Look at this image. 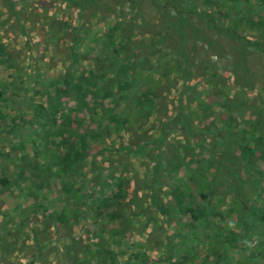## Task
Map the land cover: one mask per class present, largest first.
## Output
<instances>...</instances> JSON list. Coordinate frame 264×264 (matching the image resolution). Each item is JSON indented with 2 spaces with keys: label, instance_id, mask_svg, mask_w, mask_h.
<instances>
[{
  "label": "rangeland",
  "instance_id": "obj_1",
  "mask_svg": "<svg viewBox=\"0 0 264 264\" xmlns=\"http://www.w3.org/2000/svg\"><path fill=\"white\" fill-rule=\"evenodd\" d=\"M215 1L216 3L211 5L206 4L204 0H177L175 3L179 8L186 11L178 14L166 3L167 0H98L97 6L85 11L77 1L0 0V41L10 54L9 59L0 61V112L4 114L6 108L11 114L9 117L19 124L18 133L22 132L19 136L29 140L24 133L27 132L26 128L31 126L28 117L30 105L34 101L47 104L41 94L40 84L46 79H54L58 73H63L64 69L69 67L70 49L79 52V64L75 65V69L83 70L91 64L99 74L109 76L118 71L116 68L119 67L120 61L117 51L111 49V44L122 42L124 49L121 50V56L126 55L131 47H139L135 51L134 67L141 74V78L139 84L135 83L129 88L127 96L136 94L145 101L150 100L154 106L148 119H145L146 112L142 107L133 114V124L126 127V130L133 132L137 121L146 124V129L139 128L131 141L137 145V142L145 138L148 143L143 152H137V147L133 146L130 152H117L113 149L128 141L129 136L126 134L117 142L105 141L98 145L93 150L97 153L95 164L90 163V158L86 156L89 167L85 163L86 169L80 171L90 179L89 190L81 194L83 198L103 188H106L104 193L115 192L116 181H111L113 172L118 169L123 174L125 186L120 193L116 191L118 196L111 205L116 214H124L121 219L123 223L113 221L106 214L96 215L86 198L82 199L83 212L92 222L88 220L86 225L85 221L81 220L70 229L61 228L55 231L52 222L47 220L34 204L41 202L49 208H73L74 205L63 197L60 182L54 179L47 183L49 185H45V190L30 196L27 192L33 190V186L28 187L29 182L16 181L0 195V264H74L72 253L66 251L65 246L71 241L70 238L64 239L66 234L81 240L91 252L96 251L99 242H109L110 249L120 255L119 264H126L129 254L136 249L140 250L139 254L146 264L157 260L162 264H198L211 251V248L203 247L204 238L209 237L207 232L185 231L184 225L188 219L172 208L167 216L169 227H165L164 223L161 224L163 229L152 227L150 221L154 218V211L149 208L142 193L151 186V168L160 158L168 160L169 166H180L176 171L179 170L180 175L183 174L182 169L216 172V158L213 156L216 154L215 150L202 151L198 148L197 152H186L185 156L181 157L183 163L177 161V156H172L169 150H191L193 141H186L181 131L172 129H168L164 137L160 128L153 129L152 123L156 122L157 117L164 119L163 122H169L173 128L177 122L171 119L181 104L183 109L192 111L191 123L197 136L201 134L205 138L208 129L216 131L219 125L224 124L230 133L238 132L240 137L245 139L243 137L246 130L257 133L261 124H264L262 120L259 122L260 126L256 125L259 114L264 119V55L253 47L244 48L245 55H241L244 52L233 53L234 48H239L238 43L218 36L208 29L193 10L207 8L208 13H213L216 17V22L225 26L231 25L232 19H238V14L244 11L246 18L259 24L264 19V0H250L247 6L244 2L242 5V0ZM233 6L236 9L229 13ZM114 25L117 28H114ZM249 27L242 26L241 30L250 40L260 39L259 34H264L263 26L251 25L253 32ZM110 31L116 41H107L105 34ZM261 39L264 42V37ZM94 40H97L96 45ZM145 76H151L146 83ZM154 90H159V95ZM90 96L81 102L70 97L60 101L66 110L78 116L99 106V99H92ZM117 106L116 109H121L124 113L128 110L125 100L120 101ZM207 108H210V114ZM10 118L8 122H11ZM38 128L36 130L41 137L42 129ZM15 135L16 133L9 135L12 138L9 140L10 144L5 142V137L0 143L2 150L10 145V158L0 157V164L3 166L0 171L3 170L1 172L4 174L6 167L5 174L9 179L14 174L13 161L19 164L22 155L17 149H12ZM36 138L38 137L34 136V139ZM159 140L171 143L168 150L165 146L167 143L160 141L158 144ZM160 146L166 149L163 151L164 155L163 152L160 153ZM42 148L49 158L58 150L53 143L49 144L48 148ZM27 150L30 153V143L27 144ZM224 155L222 153L218 157L223 165L220 166V172L215 173V182L218 184L216 192L220 197H214L215 203L223 207L230 199L236 202L246 196L258 199L256 188L263 184H257L259 171L255 170L257 173L247 168L245 174L238 172L242 178L234 188L233 184L230 186L225 179L229 175L228 166L231 161L229 156L225 161L222 157ZM37 164L40 165L39 159ZM91 167L98 171L97 176H92V171H89ZM197 178L200 180L201 189L196 191V199L204 189V184L209 181V176L201 172L197 174ZM248 179L252 180L251 185L250 182L247 183ZM185 190L187 194L191 191L188 186ZM169 202L167 201L170 207L174 206L173 202ZM134 213L137 214L136 219L131 216ZM129 219L134 220V224H139V228L135 232L128 230L120 240L115 230L125 226L124 220ZM230 219L231 217H220L223 223L231 226ZM235 220L232 218L233 223ZM238 221L240 220L236 222ZM90 224L92 232L88 230ZM98 224H104V227L99 237H96L94 234ZM228 228L230 232L238 230L232 226ZM261 228L262 225H259L258 229ZM221 231L210 230V234L218 240L219 236L224 234ZM55 237L61 241H57ZM241 243L235 250L227 251L232 258L231 264H251L252 258L259 259L255 264H264L263 235L258 233L252 236L250 242L244 238ZM245 245L251 246L241 252ZM169 251L172 252V257H168ZM75 252L80 257L84 256L82 248ZM250 252L252 256L249 257ZM96 257L90 255V261L83 264H101Z\"/></svg>",
  "mask_w": 264,
  "mask_h": 264
},
{
  "label": "trees",
  "instance_id": "obj_2",
  "mask_svg": "<svg viewBox=\"0 0 264 264\" xmlns=\"http://www.w3.org/2000/svg\"><path fill=\"white\" fill-rule=\"evenodd\" d=\"M69 1H77L80 3L81 7L84 8V11L98 5V0ZM132 1L133 0H128V2ZM176 1L177 0H167L166 3L171 5L178 14L186 12L184 9L179 8L175 3ZM249 1L250 0H242L241 3L243 5L244 2V5L247 6L249 5ZM204 2L211 5L212 3H216L215 0H204ZM235 9L236 7L233 6L229 13L233 12ZM193 10L199 15L202 23L205 24L208 29L214 31L218 36L238 43L239 48H234L233 53L244 52L241 55H245L244 48L253 47L264 55V42L261 39V37H264V34H259L260 39L250 40L241 30L242 26H250L249 30L251 32H253L251 25L264 27V19L262 20L263 23L260 22L259 24H255L254 21L252 22L245 17L244 11H241V13L238 14V19H232L230 22L231 25L225 26L222 23H217L214 14H209L207 8H193ZM114 28L117 27L114 25ZM119 29L121 30V26H119ZM105 35L108 37L107 41H116L111 31L110 33L107 32ZM94 44H97V40H94ZM154 45H156V43L153 44V46ZM134 47H131L126 55L124 54V56H121V50L124 49L122 42L116 41L115 44H111V49L117 51L120 61L118 63L119 67L116 68L118 71L116 73H111L109 76L99 74L96 68H93L91 64L85 66L83 70H80V68L75 69V65L79 64V52L70 49L69 67L64 69L63 73H58L54 79H46L44 83L40 84V88L42 89L41 94L45 97L44 99L47 104L43 105L34 101L33 104L30 105V113L29 116H27L31 120V126L29 129L26 128L27 132L25 131L24 133L29 140L24 139L22 135L19 136L22 134V132L18 133L19 124L9 117L11 114L6 111V108H4V114L0 112V143L3 137H5V142H9V140L12 139L10 136L16 133V138L14 139L15 143H12L11 146H14L12 149H17L18 153L22 154L19 164L13 161L14 174L11 179L5 174L7 171L6 167H4V174L1 172L3 170L0 171V195L5 193L14 182L19 181L29 182L28 187L33 186L34 189L27 192V194L33 196L37 194V192L45 190V185H49L47 183L56 179L57 182H60L63 189V197L74 205L73 208H66L67 206H63L61 209L49 208V206H43L41 202L34 204V207H36L41 214L46 216L47 220L52 222L55 231L61 228L70 229L76 223L79 224L81 220L85 221L86 225H88L89 221L90 223L92 222V219L85 216L83 212L84 201H82V199L86 198H88L89 206L96 215L101 216L106 214V216L111 217L113 221L119 222V224L123 223L121 220L124 217L122 216L123 213L121 215L116 214V211L112 210L113 208L111 206L118 196L117 192L120 193L125 186L123 174H121L118 169L113 172L111 181H116L114 185L115 192L107 194L104 193L106 188H103V190L95 191L92 195L83 198L81 194L87 193L89 190L90 179L84 175L85 173L82 174L80 171L81 169H86V156L90 158V163L95 164L97 153L93 152V150L105 141L114 143V141L117 142L118 139L127 134V136H129L128 141H126L124 145L119 144L113 148L117 152H130L131 146L137 147V152H143L146 143H148V141L145 142V138H142L141 142H137V145L131 143V141L134 140L133 135L137 133L139 128L146 129V124L144 122L137 121L136 126L133 128V132L126 130L129 124H133V117L135 119L133 114H135L136 111L143 107L146 112L144 117L148 119L150 111L154 109L150 100L145 101L136 94H133L132 97L127 96L129 88L133 87L135 83L139 84V79L141 78V74L138 72L137 68L134 67L136 63L134 55L139 47ZM9 57L10 54L0 41V61L4 62L9 59ZM150 77L151 76L144 77L145 83ZM154 91L159 95V90ZM89 95H91L90 97L92 99H99L100 103L97 108L88 113L75 116L71 111L66 110L67 108L61 105L62 103L60 100L62 98L70 97L74 101L81 102L87 99ZM122 100L126 101L128 108L126 113L122 112L121 109H116L118 107L117 105ZM131 108L133 109L131 110ZM207 110L210 114V108H207ZM191 114L192 111L183 109L180 104L177 112L171 119L177 122L173 128L169 122H163L164 119L157 117L156 122L152 123L153 129L160 128L164 137L168 129L179 130L182 132L181 134L186 141H193L194 146L191 150L190 148H173L169 150V153L173 154L172 156H177V161L182 163L183 159L181 160V157H184L185 153L188 151L192 153L196 150L197 152L198 148H201L202 151L215 150L216 154L213 156L216 158V166H214L216 172L182 169L183 174L180 175V173H178L179 170L176 172L180 166H169L168 160L160 158L158 162H154L152 165L151 175L149 177L151 186L142 193V197H145L147 204H149V208H152L154 211V218L150 221L152 227L155 226L158 230L163 229L161 226L162 223H164L165 227H169L170 223L168 224L169 220H167V216L172 208L178 214L188 219L187 223L184 225L185 231L201 230L207 232L209 237L204 238L203 247L211 248V251L205 255L198 264H231L232 258L227 251L238 248V245L242 244L241 241H243L244 238L248 239L250 242L251 237L258 233L264 236V180H262L264 178V124H261V126L259 125V122H262L264 119L261 114L257 116L256 125L260 126V130L257 133L246 130V135L243 137L245 139H242L238 132L230 133L225 128L224 124L219 125L216 131H211V128L208 129L207 133L208 135L210 134V136L206 135L207 138H205V136L201 134L197 136L195 130H193L190 117ZM8 118H10L11 122H8ZM38 127L42 129L41 137H39V132L36 130L39 129ZM31 129L33 130L30 132ZM34 136L38 138L34 139ZM160 141H162V143H167L165 146L168 150L171 143L159 140L158 144H160ZM28 143H30L31 147L30 153H28L27 150ZM52 143L55 144L58 150L49 158L46 155L45 149L42 147L48 148V145ZM9 146L4 148V150L0 149V157L10 158ZM163 147L160 146V153L166 150H164ZM160 153H157V155H160ZM222 153L225 154L222 156L225 161L228 160V156L230 157L231 162L228 166L229 175L226 176L225 179L228 180L230 186L233 184L234 188L238 186L242 178L237 174L238 172L245 174L247 168L253 171H259V173L255 171L258 173L257 184H263L256 188V190H258L256 192L259 197L258 199H251L252 196H246L244 199H240L239 202L230 199L223 207H220L219 203H215L214 197L216 198L218 196L216 192L218 184L215 182V173H219L220 166L223 165V162L220 161L221 159H218ZM211 154H214V152H211ZM178 156L180 158H178ZM37 159H39L40 165L37 164ZM86 165L88 166V163H86ZM232 165L240 166L232 167ZM184 166L185 165H183V168ZM0 168H3L1 164ZM89 171H92L93 177L98 174V171H96L94 167L89 168ZM201 172L204 173L205 176H209V181L204 184V189H202L200 195L196 199V191L201 189L199 187L201 183L199 178H197V174ZM92 176L91 179L93 178ZM256 180L257 179H254V181ZM251 181L252 180L248 179L247 183L250 182L249 184L251 185ZM186 186L191 190L188 194L185 190ZM218 198L220 197L218 196ZM164 200L170 201L169 203L173 202L174 206L170 207L167 201L163 203ZM90 211L92 212V210ZM131 216L136 219L137 214L134 213ZM159 217L162 219H159ZM220 217H231L232 228H237L238 230L230 232L231 230L228 228L231 227L230 224L226 225L225 222L223 223ZM232 218L236 219L234 223L232 222ZM238 219L240 221L236 222ZM124 225L123 227L125 228L120 227L115 230V234L119 235L120 240L125 237L128 230H134L135 232L139 228V224H134V220L131 219L128 221L124 220ZM259 225H262L261 229H258ZM103 227L104 224H98L97 232L94 234L96 237H99L102 233ZM217 229L224 232V234L219 236L218 240L216 238L214 239L210 234V230ZM88 230L91 232L93 231L91 229V224ZM68 238H70L71 241L68 242L65 247L66 251L72 253L74 264L89 262L91 259L90 255L93 257L97 256L96 258L99 259L101 264H119L120 255L118 252L110 249L111 244L109 242L106 244L99 242L96 251L93 250V252H91L88 246L83 245L81 240L72 238L69 234H66L64 239L66 240ZM55 239L61 241L58 237H55ZM65 240L62 239L63 242ZM250 246L245 245L241 252ZM78 248H82V254L84 256L80 257L75 252ZM139 251V249H136L135 252H131L125 263L146 264V262L142 260ZM167 255L168 257H172V252L169 251ZM248 255L249 257L252 256V252ZM257 261H259V259L256 258L250 260L251 264H255ZM96 264L99 263L97 262ZM152 264L162 263L157 260L153 261Z\"/></svg>",
  "mask_w": 264,
  "mask_h": 264
}]
</instances>
